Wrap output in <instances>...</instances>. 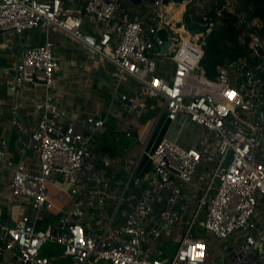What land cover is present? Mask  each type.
Segmentation results:
<instances>
[{
	"label": "built area",
	"instance_id": "1",
	"mask_svg": "<svg viewBox=\"0 0 264 264\" xmlns=\"http://www.w3.org/2000/svg\"><path fill=\"white\" fill-rule=\"evenodd\" d=\"M128 1L0 0V31L65 34L89 60L109 62L120 79L136 81L135 96L121 95L128 110L138 115L155 106L156 123L181 117L193 125L194 143L163 134L151 144L152 128L120 160L98 156L90 136L76 129L103 128L102 117L63 125L46 111L34 127L13 117L37 165L23 159L12 169L2 199L20 214L12 223L0 213V264H207L210 253L219 254V264H264V20L251 6L237 11L236 1L224 0L245 48L210 72L205 45L223 23L222 10L214 19L203 15L205 30L192 32L183 24L186 5L206 12L209 0H185L178 20L165 16L177 5L172 0ZM57 69L46 36L20 52L8 82L36 78L50 88ZM5 155L1 144L0 159ZM49 185L68 194V211L54 205ZM207 234L223 250L212 252L217 244ZM168 242L177 243L173 253H166Z\"/></svg>",
	"mask_w": 264,
	"mask_h": 264
},
{
	"label": "crops",
	"instance_id": "2",
	"mask_svg": "<svg viewBox=\"0 0 264 264\" xmlns=\"http://www.w3.org/2000/svg\"><path fill=\"white\" fill-rule=\"evenodd\" d=\"M46 36L53 42V52L58 60L56 81L50 88L41 82L26 81L19 92L8 82L15 74V65L20 58L17 52L41 43ZM19 39L12 33L0 31V145H6V155L0 159V213L10 222L13 223L20 214L19 208L2 199L12 169L23 159L28 166L37 165L36 153L24 146L27 135L11 124L13 117L27 127H34L46 111L55 113L63 125L76 117H102L105 119L103 128L92 129L84 124L77 125L76 129L90 136V143L98 156L117 155L120 160L125 156L124 148L135 143L133 138L138 135L145 138L152 128L151 144L163 134L169 137L171 127H175L178 121L181 122L179 131L185 129L187 122L181 117L168 124L162 116L156 123L155 106L142 108L138 115L128 110V103L121 99V95L135 96L136 81L129 75L120 79L109 62L89 60L86 49L65 34L36 29L30 34L25 31ZM148 103L153 105L155 101ZM127 132H130L129 136ZM178 134L171 139L181 145L194 143L193 135L191 140H180ZM48 195L62 210L68 211L72 205L68 194L54 185H49ZM54 250L58 252L59 247H54Z\"/></svg>",
	"mask_w": 264,
	"mask_h": 264
},
{
	"label": "trees",
	"instance_id": "3",
	"mask_svg": "<svg viewBox=\"0 0 264 264\" xmlns=\"http://www.w3.org/2000/svg\"><path fill=\"white\" fill-rule=\"evenodd\" d=\"M206 12H201L193 4H187L183 13V24L187 30L200 32L205 30L207 22L203 19L206 15L210 19L216 18L218 10L223 11L221 19L223 23L216 25L210 31L205 45L204 62L207 71H212L215 65L221 63L225 58H234L241 55L245 46L238 43L239 30L234 26L235 16L222 9L224 0H209ZM237 2V11L246 10L248 6L253 9V15L264 20V0H234ZM179 14V13H176ZM45 249L41 252L44 253ZM48 252V250H46Z\"/></svg>",
	"mask_w": 264,
	"mask_h": 264
},
{
	"label": "rangeland",
	"instance_id": "4",
	"mask_svg": "<svg viewBox=\"0 0 264 264\" xmlns=\"http://www.w3.org/2000/svg\"><path fill=\"white\" fill-rule=\"evenodd\" d=\"M208 1V0H207ZM126 3L127 4H131L130 1L126 0ZM134 8L136 9H139V8H142L143 6L141 7H138V6H133ZM180 16V14H178ZM204 66L206 67V64H204ZM149 116V115H148ZM180 125H181V122L178 121L177 124L175 125V127H171L172 129L169 131V137L170 138H173L174 137V134H176L177 132H179V137H180V140L183 138H188V140H191V136H192V133H193V125L191 123H187L185 125V129H180L179 131V128H180ZM157 134V131L155 132V135ZM135 139V138H133ZM182 142V141H180ZM187 144V143H186ZM182 145H185V144H182ZM127 149L128 150H131V151H135V148L131 145L127 146ZM208 238L217 244V248L213 249L212 248V252H215V253H218L220 250H223V247H224V243L222 241H216L215 239H213V237H211V235L207 234ZM176 242H168L166 243L165 247H166V253L169 254V253H173L175 248H176ZM51 247V245H46V249L44 251V254H46V250H48L49 248ZM54 248V247H53ZM215 258V260H214ZM218 259H219V254L216 256L214 254H209V257L207 258V264H219L218 262ZM215 261V263H214Z\"/></svg>",
	"mask_w": 264,
	"mask_h": 264
},
{
	"label": "water",
	"instance_id": "5",
	"mask_svg": "<svg viewBox=\"0 0 264 264\" xmlns=\"http://www.w3.org/2000/svg\"><path fill=\"white\" fill-rule=\"evenodd\" d=\"M134 3H140V0H132ZM185 0H172V2H174L175 4H177V5H175L174 7H172V8H177L178 7V5L179 4H182L183 2H184ZM163 2L164 3H168L169 2V0H163ZM168 13L165 15L166 17H168ZM36 29L35 28H30V29H28L27 30V33H32L33 31H35ZM16 36V38L18 39V41H20V37L18 36V35H15ZM169 39H167L163 44H162V46H161V48H160V54H164L165 53V51H166V48H167V46H168V44H169ZM20 51H21V49H19L18 50V54L20 55ZM33 81H35V82H41L42 83V81L41 80H38V79H36V78H34L33 79ZM22 85H23V83L22 84H20V85H18V86H14L15 87V89H17V90H19V92H20V90H21V88H22Z\"/></svg>",
	"mask_w": 264,
	"mask_h": 264
},
{
	"label": "bare ground",
	"instance_id": "6",
	"mask_svg": "<svg viewBox=\"0 0 264 264\" xmlns=\"http://www.w3.org/2000/svg\"><path fill=\"white\" fill-rule=\"evenodd\" d=\"M167 13L170 15L171 19L178 20L180 19V16L176 13H179L181 15V11L183 9V3L180 4L177 8H167Z\"/></svg>",
	"mask_w": 264,
	"mask_h": 264
}]
</instances>
